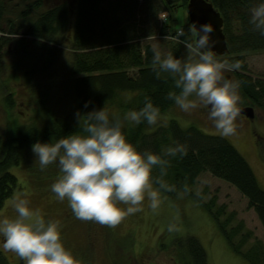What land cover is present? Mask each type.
<instances>
[{
    "label": "trees",
    "instance_id": "1",
    "mask_svg": "<svg viewBox=\"0 0 264 264\" xmlns=\"http://www.w3.org/2000/svg\"><path fill=\"white\" fill-rule=\"evenodd\" d=\"M208 1L223 20L228 48V54L217 59L241 63L240 70L230 72L240 82L243 98L264 115V79L251 76L245 60L247 53L264 51V36L251 31L248 23V9L260 0ZM187 3L188 0H0V68L11 46L13 73H20L28 81L43 78L52 70L66 41L70 58L62 83L74 100L76 112L83 115L106 107L110 117L116 112L122 116L130 110L139 111L147 96L163 116L175 105L166 99L167 93L178 90L166 74L157 79L152 72L153 47L146 41L149 36L165 41V35L175 37L181 32V40L190 39L188 23L173 28L167 22ZM163 13L168 15L164 22L159 18ZM140 18L144 27L139 31L136 26ZM166 42L168 52L181 59L187 56L183 44ZM4 102L14 107L11 95H6ZM36 104L45 118L42 126L13 131L6 127L0 134V208L18 188L17 178L8 172L10 166H19L36 142L55 143L78 131L76 118L72 121L55 115L48 95L37 94ZM123 131L140 152L160 154L162 147L175 142L186 144L188 155L183 159L169 157L171 166L163 179L178 190L187 183L190 192L185 198H193L211 216L230 250L248 264H264V247L257 243L245 250L247 236L235 243L239 228L230 229L231 219H222L225 209L214 210L213 200L205 203L193 192L202 173L226 182L246 199L264 231V190L248 162L225 138L207 135L193 126L183 128L175 119L151 127L147 122L126 125ZM153 175H159V169ZM162 194L169 199L178 197L176 192ZM177 249L184 264H208L206 251L193 236L179 240ZM0 264H7L1 252Z\"/></svg>",
    "mask_w": 264,
    "mask_h": 264
},
{
    "label": "clouds",
    "instance_id": "2",
    "mask_svg": "<svg viewBox=\"0 0 264 264\" xmlns=\"http://www.w3.org/2000/svg\"><path fill=\"white\" fill-rule=\"evenodd\" d=\"M248 11L250 30L264 36V0L254 2ZM164 15L159 18L163 19ZM189 32L190 39L181 40L183 32L175 37L164 36L165 41L176 40L183 44L187 56L177 58L172 52L162 55L158 47L153 46L151 70L157 79L166 74L178 90L169 91L166 99L189 114L202 106L220 136H233L237 131L235 122L241 114L238 106L242 103L241 84L226 79L223 73L240 70L241 63L217 59L212 24L197 27L193 23ZM144 100L139 111L130 110L122 116L110 117L106 107L83 115L77 112L78 131L55 143L38 141L32 145L41 171L57 165L58 176L51 185V192L59 201L67 200L77 220L115 229L129 215L143 211L146 198L148 207L157 213L162 193L176 192L178 198L189 194L187 183L178 190L163 179L171 166L169 157L183 159L188 155L186 144L175 142L162 147L160 154L150 150L140 152L124 134L126 125L147 122L151 127L158 124L160 108L154 106L149 97L145 96ZM155 169H159L157 176L153 175ZM12 204L15 218L0 220L4 251L16 254L24 264H80L62 242L59 220H46L39 209H30L27 199L14 197ZM119 204L127 205L126 209ZM167 231L173 233L178 228L170 223Z\"/></svg>",
    "mask_w": 264,
    "mask_h": 264
},
{
    "label": "rangeland",
    "instance_id": "3",
    "mask_svg": "<svg viewBox=\"0 0 264 264\" xmlns=\"http://www.w3.org/2000/svg\"><path fill=\"white\" fill-rule=\"evenodd\" d=\"M167 17V14L164 15V18ZM140 21L141 18L138 25L136 22L139 31L144 27L143 20ZM167 22L173 28L188 23L186 8L178 9ZM71 32L67 33L69 38ZM63 42V50L52 70L43 78L31 81L10 69L13 65L14 47H8L0 68V134L6 127L13 131L45 123L36 104L37 94L48 95L49 105L55 115L72 121L76 118L74 100L62 83L70 58L66 41ZM146 42L152 47H158L162 55L169 51L167 42L161 39L153 38ZM245 60L248 73L255 78L264 79V51L247 53ZM223 75L226 79L237 81L230 71H225ZM6 95H11L14 99L13 108L5 104ZM240 95L242 103L238 106L252 107L243 98L241 91ZM254 111V121L238 116L235 122L236 134L225 139L245 158L259 186L264 190V115L256 108ZM170 119H175L183 128L193 126L207 135L220 136L213 123L208 120L207 109L202 106L189 114L174 105L163 116L161 114L158 122L164 124ZM35 160L31 149L19 166L8 168V172L17 178L18 188L0 208V220L15 218L12 204L14 197L27 199L30 209H39L46 220L60 221L62 242L80 264H184L177 249L178 241L189 236L199 240L207 253L208 264H248L230 250L217 231L214 220L193 198L169 199L162 194V203L157 213H153L148 207L149 201L146 198L142 205L143 211L129 215L115 229L95 222L77 220L67 200L61 202L51 192V185L58 176L57 165H50L41 171ZM193 192L196 196L199 193L205 203L213 200L214 210L220 207L225 209L222 219H231L230 229L239 228V233L234 235L235 243L247 236L249 241L245 243V250L257 243L264 247L263 228L253 210L247 207L246 199L234 187L208 173H202ZM118 206L124 209L127 207L123 204ZM170 223L176 224L178 231L169 233L167 227ZM2 243L3 237L0 236V252L7 264H24L16 254L4 251Z\"/></svg>",
    "mask_w": 264,
    "mask_h": 264
},
{
    "label": "water",
    "instance_id": "4",
    "mask_svg": "<svg viewBox=\"0 0 264 264\" xmlns=\"http://www.w3.org/2000/svg\"><path fill=\"white\" fill-rule=\"evenodd\" d=\"M188 16V24H197V27L202 24H212L214 32L212 33V40L216 41L214 51L218 57L228 54L226 39L223 34V20L220 14L213 8L208 0H188L186 5ZM240 116L248 120L255 118V111L252 107L241 108Z\"/></svg>",
    "mask_w": 264,
    "mask_h": 264
},
{
    "label": "built area",
    "instance_id": "5",
    "mask_svg": "<svg viewBox=\"0 0 264 264\" xmlns=\"http://www.w3.org/2000/svg\"><path fill=\"white\" fill-rule=\"evenodd\" d=\"M163 14H165V13H163ZM161 20L164 22V21H166V18L163 17V19H161Z\"/></svg>",
    "mask_w": 264,
    "mask_h": 264
},
{
    "label": "flooded vegetation",
    "instance_id": "6",
    "mask_svg": "<svg viewBox=\"0 0 264 264\" xmlns=\"http://www.w3.org/2000/svg\"><path fill=\"white\" fill-rule=\"evenodd\" d=\"M243 117V116H242ZM245 118V117H244ZM255 120V118L253 119V121Z\"/></svg>",
    "mask_w": 264,
    "mask_h": 264
}]
</instances>
